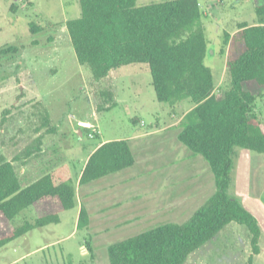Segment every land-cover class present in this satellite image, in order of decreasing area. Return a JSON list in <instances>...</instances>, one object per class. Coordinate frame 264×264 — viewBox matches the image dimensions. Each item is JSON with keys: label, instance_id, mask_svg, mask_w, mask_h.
I'll return each mask as SVG.
<instances>
[{"label": "rangeland", "instance_id": "rangeland-1", "mask_svg": "<svg viewBox=\"0 0 264 264\" xmlns=\"http://www.w3.org/2000/svg\"><path fill=\"white\" fill-rule=\"evenodd\" d=\"M166 1L138 0L136 5ZM199 1L209 49L205 64L216 81L217 98L223 99L230 86L225 34L233 35L238 24L253 26L259 18L253 0ZM79 2L0 0V157L13 163L23 186L67 164L77 188L76 207L61 214L59 225L33 230L2 248L0 264H110L109 246L160 225L186 223L215 191L208 164L177 140L187 107L175 108L173 115L157 101L148 66L113 70L107 82L94 84L91 72L78 64L66 23L81 17ZM31 23L42 31L33 35ZM109 87L118 106L104 111L108 106L99 92ZM38 103L48 109L56 134L41 131ZM83 122L96 128L97 138H89ZM117 140H133L134 167L79 186L86 156L101 143ZM235 158L232 193L261 220V254L254 264H264V155L236 149ZM82 206L90 221L78 230ZM35 218L29 209L13 225ZM251 255L248 229L232 223L185 264H248Z\"/></svg>", "mask_w": 264, "mask_h": 264}, {"label": "trees", "instance_id": "trees-1", "mask_svg": "<svg viewBox=\"0 0 264 264\" xmlns=\"http://www.w3.org/2000/svg\"><path fill=\"white\" fill-rule=\"evenodd\" d=\"M137 1L80 0L81 17L66 23L71 47L78 64L91 72L94 84L107 82L113 70L148 66L157 101L173 109V115L175 108L187 107L177 140L208 164L215 191L186 223L160 225L109 246V262L185 264L236 223L251 235L248 264H254L261 254L262 230L232 191L236 149L264 155V0H253L259 18L256 25L238 24L233 35L225 34L230 86L223 99L217 98L216 81L205 64L209 49L200 1L170 0L143 7H137ZM16 10L12 6L11 12ZM41 31L37 24H30L33 35ZM99 96L108 106L104 111L118 106L112 87L100 90ZM34 109L39 110L41 131L56 134L58 128L43 103ZM132 123L139 124V119ZM135 163L130 141L103 143L89 156L78 184L89 185ZM76 203L77 189L68 165L23 186L13 163L0 157V250L33 230L59 225L61 214L73 210ZM29 209L34 210L35 220L15 227V219ZM89 221L82 206L77 229H86Z\"/></svg>", "mask_w": 264, "mask_h": 264}, {"label": "built area", "instance_id": "built-area-1", "mask_svg": "<svg viewBox=\"0 0 264 264\" xmlns=\"http://www.w3.org/2000/svg\"><path fill=\"white\" fill-rule=\"evenodd\" d=\"M81 127L84 129V130H86V131H88V132H90L91 134L89 135V138L90 139H94V136L96 135V128L92 125V124H90V123H87V122H84V123H82L81 124Z\"/></svg>", "mask_w": 264, "mask_h": 264}, {"label": "crops", "instance_id": "crops-1", "mask_svg": "<svg viewBox=\"0 0 264 264\" xmlns=\"http://www.w3.org/2000/svg\"><path fill=\"white\" fill-rule=\"evenodd\" d=\"M256 25V24H255ZM84 123V122H83ZM88 123V122H87ZM128 141H130V140H128ZM133 141V140H132ZM132 141H130V143L132 142ZM103 143H106V142H103ZM103 143H101V144H103ZM100 144V145H101ZM132 144V143H131ZM100 145L99 146H97L96 148H94L91 152H90V154L89 155H87L86 156V159H85V161H84V163H83V165H82V167H81V172H80V175L82 174V172H83V170H84V168H85V165H86V163H87V161H88V158H89V156L97 149V148H99L100 147ZM64 165H67V164H64ZM69 166V165H68ZM70 167V166H69ZM71 168V167H70ZM71 170H72V168H71ZM73 171V170H72ZM72 174H73V172H72ZM80 175H79V178H80ZM79 178H78V180H79ZM77 189V188H76ZM253 214V213H252ZM255 217H256V215L255 214H253ZM257 218V217H256ZM258 219V218H257ZM258 221H259V223H260V225H261V220L260 219H258Z\"/></svg>", "mask_w": 264, "mask_h": 264}]
</instances>
